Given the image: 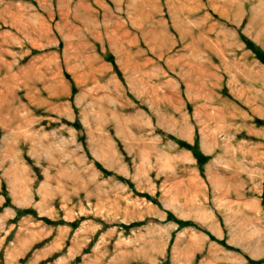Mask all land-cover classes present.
<instances>
[{"label":"rangeland","instance_id":"obj_1","mask_svg":"<svg viewBox=\"0 0 264 264\" xmlns=\"http://www.w3.org/2000/svg\"><path fill=\"white\" fill-rule=\"evenodd\" d=\"M0 264H264V0H0Z\"/></svg>","mask_w":264,"mask_h":264}]
</instances>
